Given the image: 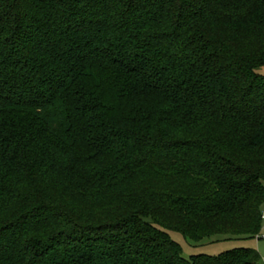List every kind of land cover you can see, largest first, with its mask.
Segmentation results:
<instances>
[{"label":"trees","instance_id":"16d2710c","mask_svg":"<svg viewBox=\"0 0 264 264\" xmlns=\"http://www.w3.org/2000/svg\"><path fill=\"white\" fill-rule=\"evenodd\" d=\"M264 0H0V264H264Z\"/></svg>","mask_w":264,"mask_h":264},{"label":"rangeland","instance_id":"374dc122","mask_svg":"<svg viewBox=\"0 0 264 264\" xmlns=\"http://www.w3.org/2000/svg\"><path fill=\"white\" fill-rule=\"evenodd\" d=\"M261 73L264 74V68L261 69ZM262 211H264V206ZM167 233L173 241L180 245L182 249V257L184 259H189L191 256L195 255L217 256L220 253L232 249L248 248L255 250L259 254L262 262H264V219L261 220L258 234L253 238H232L229 240L221 239L219 241L208 243H192L178 232L168 231Z\"/></svg>","mask_w":264,"mask_h":264},{"label":"built area","instance_id":"2783aa9c","mask_svg":"<svg viewBox=\"0 0 264 264\" xmlns=\"http://www.w3.org/2000/svg\"><path fill=\"white\" fill-rule=\"evenodd\" d=\"M261 220H263L264 219V211H261Z\"/></svg>","mask_w":264,"mask_h":264}]
</instances>
